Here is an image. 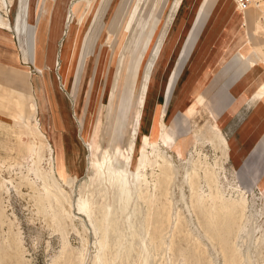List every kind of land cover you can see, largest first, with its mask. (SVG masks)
Masks as SVG:
<instances>
[{"label": "rangeland", "instance_id": "374dc122", "mask_svg": "<svg viewBox=\"0 0 264 264\" xmlns=\"http://www.w3.org/2000/svg\"><path fill=\"white\" fill-rule=\"evenodd\" d=\"M53 1L47 0L43 18L35 35L32 34L31 26L25 25L27 22H32V18H27L26 22L23 21L20 24L24 38L18 37L21 46L23 42L25 45L23 48L25 60H28V57L33 59L38 71L42 74L41 79L45 85L44 95L38 97L41 110L37 102L34 120L37 121L38 126L33 130V134L23 124H20V127H14L11 119L15 114L21 122L22 116L16 113L13 104L19 102L21 105H26L29 102L30 97L26 94L29 92V86L35 84L39 73L32 65L9 68L0 66V93H3L0 95V104L7 112L5 115L0 111V264H15L17 239L22 242L27 264H54L60 258L62 251L61 234L53 231L50 220L44 218L34 203L37 191L31 187L29 180L35 182L40 192H44L41 177L35 173L36 159L33 158L21 166L18 162H22V156L27 152L26 148L19 152L12 143L35 142V151L41 150L43 155V160L38 165L39 170L49 176L54 173L60 183L62 179L58 175V169L62 162L66 161L65 153L71 154L70 162L74 169L72 176L76 174L77 178L71 189L61 183L72 196V222L68 221L67 231L72 248L87 253L85 264H95L101 252L98 250L99 235L96 231L97 224L100 222L94 221V218L99 212L104 211L94 208L85 212L80 207L82 198L99 190L102 184L97 174V163L101 159L102 150L96 154L87 138L91 111L95 115L93 126L100 127L98 142L101 148L106 145L113 146L115 136L116 140L121 141L123 148L129 149V144L138 143L139 135L133 137L138 129L137 120L139 119L140 125H143L147 122L148 114L156 116L158 120L160 115H165L167 126L170 127L175 118L181 116L185 106L191 102V96L185 102V92L180 90V82L196 37L192 35L193 41L185 47V51L178 50L184 35L188 32L191 18L199 3L204 8L202 30L215 18L224 14L218 9L221 0H202L201 2L200 0H137L132 8L133 0H104L99 10L97 23L91 31L82 62V48L79 51L75 45L67 54L65 62L63 45L74 22L75 9L84 0H56V5ZM91 1H86L83 14L76 21V27L80 32L88 29L85 19ZM9 2L12 7V4H17L19 0H9ZM0 3L4 8L1 0ZM95 4L93 3V6ZM155 9L157 16L154 19ZM227 9L233 13L236 7L233 5ZM132 11L133 15L129 17ZM246 16L247 22L242 23L234 40L239 32L244 31L245 38L264 58V30L256 34L257 13L251 8ZM62 18L64 21L59 24ZM0 23L11 28L7 20L0 19ZM262 24L264 27V20ZM192 25L191 27H194ZM125 28L129 29L130 33H126ZM138 31H142V34L137 38ZM32 37L37 39V45L33 51L30 50ZM124 37L123 50L118 60L112 59L113 65L117 63L119 75L112 102L114 110L110 120L107 118V111L110 108L108 90L114 73L113 65L108 69L111 57L110 45L113 42L117 47ZM245 38L243 37L242 40ZM47 40L53 45L54 50L51 48L44 50ZM40 47L43 52L44 67L41 68L43 71L39 69ZM52 52L54 56L50 57ZM124 60L127 64L125 70H123ZM256 67L258 69L255 70V77L264 71L262 64ZM254 68L245 63L240 66L237 75L241 76ZM28 71L31 72L29 77L26 74ZM44 75H48L50 80L49 88L45 83ZM263 83L264 80L259 86ZM11 90L23 93L18 94ZM192 95H195L193 104L196 109L198 105H208L198 93ZM255 97L258 99L257 93ZM50 106L60 109L53 129L52 119L48 115ZM134 109H139V117ZM156 109L158 114L155 113ZM206 110L212 112L211 109ZM119 118L122 126L120 122L117 125ZM108 121L110 124L107 129ZM151 122L153 125H150L148 131L150 135L157 130L154 119ZM188 124L184 129L177 130L176 141L172 149L168 151L173 164L170 180L161 178V186L153 192L160 207L164 203L171 205L170 222L165 226L168 233L167 242L172 244V251L164 256L163 251H157L156 247L148 242L149 235L145 233L144 225L150 202L149 199L146 201L139 199L138 211L136 210L135 213L137 218L135 230L138 236L128 244V247L132 249L131 255L119 257L115 264H225L220 243H224L231 236L222 234L218 237L213 232V228L208 226L202 212L203 208L198 206L192 198V182L200 190V195L208 196L210 193L207 173L199 171V175L194 176L195 164L200 160H207L208 164L215 166L218 159L222 160L225 147L221 144L215 146L210 142V128L198 127L192 118ZM157 126L159 129V124ZM116 127L120 128L117 135ZM5 134L6 139H4ZM229 143L227 149L229 158L223 161V170L218 171L220 186L227 198L234 196L235 190L240 187L249 201L247 220L237 233L238 250L244 258L243 264H264V167L261 166L262 161L257 157L247 155L240 157L234 154L231 158L234 143L230 141ZM76 146L78 153L74 154L72 152ZM125 162L132 163L133 159H126ZM257 167H260V170L253 171ZM30 169L33 170L29 171ZM149 179L151 180L150 177ZM104 185L110 187V190L103 201H113L119 193L117 186H113L115 184L111 180L104 182ZM167 188L170 202L165 201ZM97 201H102L101 197H98ZM116 209L117 206L110 213ZM159 214L163 215V210L160 208L155 212L154 220L159 219ZM125 228V225L121 226L122 230ZM107 229L108 236L114 239L118 233H114L111 226ZM159 231L152 229L151 233L159 236ZM143 239L147 241L143 242ZM229 247L228 244L224 245V249ZM125 252L126 249L123 253ZM113 253L115 252H109L108 258H105L109 264H113L111 260L115 257ZM63 263L62 258L59 264Z\"/></svg>", "mask_w": 264, "mask_h": 264}, {"label": "bare ground", "instance_id": "6f19581e", "mask_svg": "<svg viewBox=\"0 0 264 264\" xmlns=\"http://www.w3.org/2000/svg\"><path fill=\"white\" fill-rule=\"evenodd\" d=\"M103 1L104 0H97L96 5L88 10L89 14L85 19V22L88 25L87 31L80 32L76 27V21L80 17L79 14L86 5V1L84 0L83 3L75 9V21L73 22V26L70 29L68 37L63 45L64 57L69 53L70 48L75 45V48L79 49V51H83L81 58L82 62L90 36L92 34L91 31L99 18V10L100 6L103 4ZM236 8L237 10H239L238 7ZM252 9H254L257 13V34L258 32L264 30L262 24V20H264V0H254ZM246 13L247 11L242 13L243 16H245ZM131 15H133V11L129 14V17ZM125 30L126 33H130L129 29L125 28ZM142 31H138L137 38L141 36ZM124 36H126V34H124ZM243 37H246L244 31H242L238 36L237 42L239 41L244 43L247 49H249V53L243 52V55L240 56L243 60L242 65L247 63L252 68L258 66L259 64H262L264 66V58L260 56V52L258 51V49L255 48L251 44V42L246 38L245 40H242ZM114 38L116 39V37ZM124 40L125 37L122 42L117 45V47L116 44H114L113 42L110 45L111 57L109 59L108 69L109 66L113 65L112 59L118 60L119 55L123 50ZM80 48L82 49L80 50ZM239 54H241V52ZM64 61L66 62V60ZM120 62L121 58L119 60V65ZM125 62L126 61L124 60L123 70H125V67L127 66ZM116 65L117 63L113 65L114 73L111 77L112 80L108 90L110 98V108L107 111V118L110 120L114 110L112 109V102L115 97V87L119 75V68L116 67ZM43 67L44 64H39L40 71H43L41 69ZM47 76L44 75V79L46 85L49 88V85H51V83L49 82V78ZM256 93L258 95V99H261L263 101L264 83L260 85ZM194 101V99H191V102H189V104L185 106V109L181 116L178 118L176 117L170 127L167 126L168 122L167 117L165 115H160L158 120L156 116H151V114H148L146 116L147 122H144L143 125H140L139 119H136L138 123V129L133 137L139 135V141L138 143L129 144V149L123 148L121 141L115 139L116 136L113 139V146L106 145L105 147L101 148V144L98 142L100 127L98 125H96L95 127L93 126L92 122L94 120L95 115L91 111V115L89 116L87 138L90 144L93 145L96 154L100 150H102L101 159L98 160L97 163V174L102 180V184L99 190H95L90 195L86 197L84 196L82 198L80 202V207L85 212H88L94 208H100L104 211L103 213L99 212L94 218V221L100 222L97 224L96 231L99 235L98 250L101 252L100 255L97 257L98 262H96L95 264H109L107 263L105 258H108V253L111 251L115 252L113 253L115 254V257L111 259L113 264L116 263V260L119 257L123 255H131L132 249L131 247H128V244L131 243L138 236L135 230V223L137 219L135 217V213L139 206V199L142 201H146L147 199H149L150 202L147 216H145L146 223L144 225L145 233L149 235L148 242L154 247H156L157 251H163L164 256H167V254L172 251V244H169L167 242L168 233L165 226L166 223L170 222L171 205L170 203L168 205L167 203H164L160 207L157 204V199L155 198L153 192L159 186H161V178H164V180H170L173 171V164L168 155V151L172 149V146L176 141L177 130H180L181 128L184 129V127L188 126V122L191 118L195 120V123L198 124V127H207L211 129L210 142L212 144H214L215 146H217L216 144H221L225 147V150H223L222 160L218 159V161H216L215 163V166H211L210 164H208L209 161L206 162L207 160H200L197 164H195L193 169L194 176H198L199 171H205L207 173V181L210 193L208 196L200 195V190L197 189L194 183L192 182V198L198 206H201L203 208L202 212L205 216V220L208 226L213 228V232L216 233L218 237L222 234H228L229 236H231V238L227 239L224 243H220V247L224 253L225 264L244 263V258H242V256L240 255L237 246V233L244 224V222L247 220V210L249 208V201L246 198L245 192L240 187H237L234 196H231L229 198L225 196L220 186L218 171L223 170L222 163L224 160H227L229 158V153L227 149L229 148L230 144L223 135L221 125L213 112H208L206 114L205 120H203V122L199 124V122L196 120L199 111L195 108V104H193ZM15 108L18 110L21 109V107ZM31 108L32 110H34L35 106L32 104ZM134 112H137V116L139 117V109H134ZM155 113L158 114L157 109L155 110ZM17 117L18 116L16 115L13 116V118L11 119L14 127H20V124H23L25 127L29 128L31 130V133L33 134V130L37 128L38 123L36 121H32L29 117L27 119L22 117V120L20 122V119H18ZM120 118L118 120L117 125H119V122L121 120ZM152 119H154L155 129L157 130L150 135L148 134V131L150 129V125H153V123L151 122ZM109 121L107 129L110 124ZM158 124L160 127L159 129L158 126L156 127V125ZM122 125L123 124L120 122V126ZM128 127L129 120L127 123V130ZM119 130L120 128L117 129L116 127V135L118 134ZM151 136H154V138H151ZM12 145L15 146L19 152H21L23 148H26V155L22 156V162H18L21 166H23L25 163L29 162V160L33 158L36 159L35 165H37V170L35 171V173L41 177L44 192H40L41 190L37 189L35 182L29 180V184L31 185V187L35 191H37V195L34 196V203L35 206L38 208L39 212L44 216V218L50 220L52 224L51 226L53 227V231L61 234V256L54 264H59V260L62 258L64 260L63 264H85L88 257L87 253L83 251H76L72 248L69 238L70 235L67 231L68 221L72 222L71 208L73 204L71 194L68 193V191L62 184L64 183L71 189L77 178L76 174L72 176V174L74 173V169L72 163L70 162L71 154L65 153L66 161L62 162L61 166L58 169V175L60 176V179H62L61 184L54 173L49 176L45 175L39 170L38 165L42 162L43 155L41 153V150L39 152L35 151V142L12 143ZM72 153H78L77 146L74 148ZM177 155H179V153H177ZM126 159H133V162L126 163ZM32 170L33 169H30L29 171ZM149 177L151 178V180L149 179ZM110 180L115 184L113 186H117L119 193L115 196V199L113 201H103L106 198L108 191L110 190V187L104 185V182ZM167 182L169 183V181ZM4 185L5 184H3V186ZM98 197H101L102 201H97ZM165 201L170 202L168 188L165 189ZM116 206L117 209L114 210L113 213H110ZM159 208L163 210V215L159 214V219H157L156 221L154 220L153 216L155 215V212L159 210ZM101 216H103L102 219ZM122 225L126 226L125 230L121 229ZM108 226H111L112 231L114 233H118L116 234L114 239L110 238L107 234ZM152 229H155L157 231L160 230L159 236H156L154 233L152 234ZM146 241V239H143V242ZM225 244H228L230 246L229 249H224ZM128 248L129 250H127ZM125 249L126 252L123 253ZM24 254L25 251L22 246V242L20 239H17L15 242V264H27L25 261Z\"/></svg>", "mask_w": 264, "mask_h": 264}, {"label": "crops", "instance_id": "0c3cea01", "mask_svg": "<svg viewBox=\"0 0 264 264\" xmlns=\"http://www.w3.org/2000/svg\"><path fill=\"white\" fill-rule=\"evenodd\" d=\"M1 1L5 7L2 8L0 3V19L7 20L11 28L0 23V66L9 68L18 65H32L36 68L39 76H36L35 84L29 86V92L26 94L30 97L29 102L26 105H21L19 102L13 104L16 113L20 114V116L25 119L29 117L30 119L32 118V121H36L34 117L37 111L38 97L44 95L43 90L45 89V85L43 79H41L42 74L38 71L33 59L28 57V60H25L23 53L25 45L23 42L21 46L19 40V38H24V32L21 33L22 28L20 24L23 21L26 22L25 19L32 18V22H27L25 25H30L32 34L35 35L43 18L47 0H19L17 4H12V7L9 0ZM91 2L89 9L96 5L93 6V3H97V0H92ZM135 3H137V0H133L131 8ZM53 4L56 5V0L53 1ZM233 5L237 7L232 0H221L218 9L221 13H224L222 14L223 16L215 18L203 30L204 8L200 3L197 6V10L191 18L188 32L184 35L178 47L179 51H185V47L193 41L192 35L196 37L194 48L181 78L180 90L185 92V102L190 96L191 99H194L195 95H192L193 93H198L205 100L208 105L197 106L199 112L196 120L201 124L208 113L206 109L212 110L219 120L223 135L228 142L234 143L231 158L234 154H238L240 157L246 155L257 157L262 161L261 166L264 167V100L262 101L255 97L257 87L264 80V71L261 75L255 77V70L258 69L255 67L241 76L237 75L243 62L240 56L243 55V52L249 53V49H247L244 43L237 42V38L242 31L239 32L237 38L234 40L242 23L247 22V17L246 15L243 16L237 8L233 13H230L231 10L227 8ZM84 9L85 6L79 14L80 17ZM155 12L156 9L154 10V19L157 16ZM88 14L89 11L87 12V16ZM75 18L76 13L74 12V21ZM63 21L64 19L62 18L59 24ZM191 25L194 27H191ZM72 26L73 24H71L70 29ZM162 35L160 36L161 40ZM30 39L32 42L30 50L33 51L35 45H37V39H34V37ZM43 48L45 51L50 48L54 50L53 45L48 40L45 42ZM240 52L241 54H239ZM51 56H54L53 52ZM66 57L67 55L63 59L65 60ZM42 58L43 52L40 47L38 53L39 64H44ZM26 74L28 77L31 76V72L29 71ZM16 93L20 94L23 92ZM32 104L35 106L34 110L31 108ZM38 105L40 109L39 102ZM15 107H21V109L18 110ZM0 111L5 115L7 114L1 104ZM48 112L53 122V129L60 109L50 106ZM14 116L16 115L14 114ZM2 128L4 130V125ZM4 139H6V134ZM256 170H260V167L255 168L253 171Z\"/></svg>", "mask_w": 264, "mask_h": 264}, {"label": "built area", "instance_id": "2783aa9c", "mask_svg": "<svg viewBox=\"0 0 264 264\" xmlns=\"http://www.w3.org/2000/svg\"><path fill=\"white\" fill-rule=\"evenodd\" d=\"M234 3L238 7L239 11L244 13L252 8L254 0H234Z\"/></svg>", "mask_w": 264, "mask_h": 264}]
</instances>
